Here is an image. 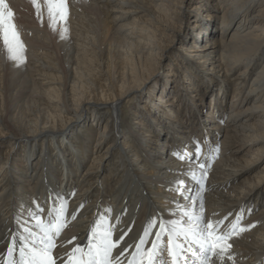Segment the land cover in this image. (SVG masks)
<instances>
[{"label": "bare ground", "instance_id": "1", "mask_svg": "<svg viewBox=\"0 0 264 264\" xmlns=\"http://www.w3.org/2000/svg\"><path fill=\"white\" fill-rule=\"evenodd\" d=\"M67 4L55 27L60 56L28 24L13 21L23 63L0 41V264L17 218L28 220L35 204L47 218L57 195L68 201V225L54 256L85 241L109 208L111 223L120 217L114 239L131 229L123 247L134 246L150 216L172 218L174 181L197 187L189 162L173 155L197 142L206 220L228 217L226 229L242 214L255 226L230 241L234 262L264 264V0Z\"/></svg>", "mask_w": 264, "mask_h": 264}, {"label": "snow or ice", "instance_id": "2", "mask_svg": "<svg viewBox=\"0 0 264 264\" xmlns=\"http://www.w3.org/2000/svg\"><path fill=\"white\" fill-rule=\"evenodd\" d=\"M32 2L39 16L41 6L37 0ZM44 2L53 30L57 23H66L67 0H44ZM13 17L14 13L9 5L5 0H0V41L3 42L9 59L23 63L25 46ZM218 150L217 147L216 151ZM173 155L189 162V170L185 175L197 187L194 189L186 185L184 180L174 181L170 191H175L180 199L188 203H180V199L175 200V208L168 210L172 218L165 219L163 215L150 216L134 246L128 244L127 247H123L127 243L125 237L131 229L114 239L120 217H117L116 224L111 223L109 208L105 210L107 215L101 214L94 221L85 241L75 244L62 256H54L56 240L68 225V201L63 196L57 195L54 198L49 197L52 202L47 218L44 217V209L39 204L29 209L28 220L21 222V219L17 218L16 223L21 230L10 233L11 239L7 246V259L4 264H57L58 260H61L62 264H125L122 259L125 256L127 264H168L163 258L165 250L170 264H217V262L226 264L227 261L235 264L230 241L255 225L243 226L242 214H237L226 229L223 225L228 217L222 220H206L203 193L208 172L206 165L200 160L199 143H196L194 153L184 151L181 154L177 151ZM80 208H83V204ZM76 214H72L73 220L76 219ZM30 224L32 226H29ZM75 239L76 237H73L67 243L72 244ZM120 248L122 251L114 257V250ZM129 249H133L130 254Z\"/></svg>", "mask_w": 264, "mask_h": 264}, {"label": "rangeland", "instance_id": "3", "mask_svg": "<svg viewBox=\"0 0 264 264\" xmlns=\"http://www.w3.org/2000/svg\"><path fill=\"white\" fill-rule=\"evenodd\" d=\"M5 2L12 9L13 13H16V14H14V17H13V21L16 24H18V23L22 24V25L28 24V25H31L32 27H34V29H37V30H38V28H42L45 32L42 29H39L40 32L41 33H45L46 35L48 34L51 37V41H52L51 49H53L55 51H59V46H57L55 44V39L57 40V38L55 37V30H53V27L50 26V20H49V17H48L47 8H46L44 0H42L41 3H40L42 5H40L41 9H40V15L39 16L37 15L36 8L33 5L32 0H23V2H22V0H5ZM20 15L23 16V17L21 18ZM57 25H60V22L57 23ZM188 25L189 26L192 25L191 19L189 20ZM29 31H31V30H29ZM58 56H60V51H59V55ZM163 65H161L160 69H159L161 75H164L166 73V71H167V66H168L167 63L163 64ZM155 82L156 81H154L152 84L149 83L146 86V88L144 89L143 93L146 92L148 90V88L151 85H153ZM199 115H201V114H199ZM226 115H227V113H226ZM205 124H207V122H205ZM68 131L69 132L66 133L64 136H66V135L68 136L69 134H72L73 132H76V129H69ZM210 140L212 142L213 140H216V139H214V137L211 136ZM105 144H107V143H105ZM111 163H112V161H110V165H112ZM109 167L107 166V167H105L103 169L104 170L103 175H106L108 173V168Z\"/></svg>", "mask_w": 264, "mask_h": 264}]
</instances>
